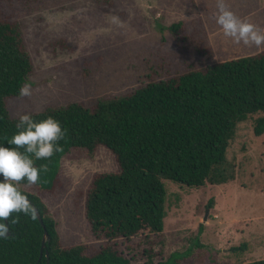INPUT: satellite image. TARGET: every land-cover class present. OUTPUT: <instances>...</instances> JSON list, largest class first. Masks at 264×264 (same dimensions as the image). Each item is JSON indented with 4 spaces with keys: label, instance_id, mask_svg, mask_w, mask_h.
Returning <instances> with one entry per match:
<instances>
[{
    "label": "rangeland",
    "instance_id": "374dc122",
    "mask_svg": "<svg viewBox=\"0 0 264 264\" xmlns=\"http://www.w3.org/2000/svg\"><path fill=\"white\" fill-rule=\"evenodd\" d=\"M239 18L264 31V0H224ZM218 0H0V20L20 26L34 72L32 94L6 101L9 116L130 94L149 81L167 80L223 61L255 55L264 45L237 44L223 34ZM194 20L193 23H188ZM199 22L204 30L185 44L167 27ZM183 28H180L182 30ZM178 31V34L182 31ZM194 42L196 44H194ZM198 50V51H197ZM210 50L212 56L207 58ZM203 55H202V53ZM205 54V55H204ZM233 178L188 188L164 180L166 217L161 234L129 241L96 239L85 218V194L95 174L118 171L104 147L89 155L73 149L61 159L56 186L39 192L63 247L84 244L87 254L117 247L131 264H242L264 260V134L252 120L238 125L226 154ZM0 179H3L0 176Z\"/></svg>",
    "mask_w": 264,
    "mask_h": 264
},
{
    "label": "trees",
    "instance_id": "16d2710c",
    "mask_svg": "<svg viewBox=\"0 0 264 264\" xmlns=\"http://www.w3.org/2000/svg\"><path fill=\"white\" fill-rule=\"evenodd\" d=\"M188 23L167 27L177 43L192 41L204 30L197 22L190 28L195 34L185 33ZM204 52L207 58L212 56L210 50ZM33 72L20 26L0 20V145L17 147L8 141L18 132L19 119L9 116L6 101L26 97H19V89ZM31 116L36 121L52 116L65 130L57 142L61 150L52 157L36 159L29 154L34 166L46 168L33 184L38 191L54 190L61 159L71 150L84 149L92 155L104 147L115 157L118 171L95 174L91 180L84 213L90 232L108 242L148 239L164 229V180L196 189L226 183L233 178L226 170V154L238 125L251 119L253 135L264 134V50L203 69L191 66L167 80L140 85L128 95L98 99L90 108L74 103ZM16 183L30 185L26 180ZM20 190L40 214L50 241L41 253L44 228L35 212L12 213L7 223L16 220L7 237H0V264H131L112 245L92 254L84 244L63 247L41 197ZM242 264H264V260Z\"/></svg>",
    "mask_w": 264,
    "mask_h": 264
},
{
    "label": "clouds",
    "instance_id": "9594fccd",
    "mask_svg": "<svg viewBox=\"0 0 264 264\" xmlns=\"http://www.w3.org/2000/svg\"><path fill=\"white\" fill-rule=\"evenodd\" d=\"M218 12L214 13L216 22L221 26L223 34L230 37L234 43L244 45H264V31L258 25L239 18L231 11L224 0H218ZM32 94V83L25 82L19 89V97ZM18 132L8 141L16 145L15 148L0 145V237H7L9 229L16 218L8 219L12 213L32 214L31 202L21 192L18 183L26 180L28 184H35L40 179L44 166H34L33 154L36 159H47L61 150L57 143L65 135L60 122L52 116L36 121L29 114H22L16 124ZM23 148L24 151H20Z\"/></svg>",
    "mask_w": 264,
    "mask_h": 264
},
{
    "label": "water",
    "instance_id": "95a60500",
    "mask_svg": "<svg viewBox=\"0 0 264 264\" xmlns=\"http://www.w3.org/2000/svg\"><path fill=\"white\" fill-rule=\"evenodd\" d=\"M34 212H35V216H36V218L38 219V221L40 222V224L43 226V228H44V233H43V238H42V247H41V253L44 251V248H45V246H46V243H48L49 241H50V239H49V235H48V233H47V231L45 230V227H44V225H43V221H42V219H41V216H40V214L37 212V210H34ZM5 222H6V224H7V221H6V218H5ZM9 234V233H8ZM46 264H48V261H47V263Z\"/></svg>",
    "mask_w": 264,
    "mask_h": 264
},
{
    "label": "crops",
    "instance_id": "0c3cea01",
    "mask_svg": "<svg viewBox=\"0 0 264 264\" xmlns=\"http://www.w3.org/2000/svg\"><path fill=\"white\" fill-rule=\"evenodd\" d=\"M263 7H264V4H263Z\"/></svg>",
    "mask_w": 264,
    "mask_h": 264
}]
</instances>
